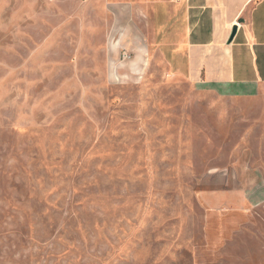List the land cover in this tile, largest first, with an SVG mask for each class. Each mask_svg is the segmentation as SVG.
<instances>
[{
    "label": "rangeland",
    "instance_id": "374dc122",
    "mask_svg": "<svg viewBox=\"0 0 264 264\" xmlns=\"http://www.w3.org/2000/svg\"><path fill=\"white\" fill-rule=\"evenodd\" d=\"M110 25L0 0V264H264V89L219 97Z\"/></svg>",
    "mask_w": 264,
    "mask_h": 264
},
{
    "label": "crops",
    "instance_id": "0c3cea01",
    "mask_svg": "<svg viewBox=\"0 0 264 264\" xmlns=\"http://www.w3.org/2000/svg\"><path fill=\"white\" fill-rule=\"evenodd\" d=\"M94 1L110 12L108 35L115 38L114 49L130 39L127 47L144 53L151 31L163 39L179 72L194 85L225 99L242 100L255 98L264 89V0ZM150 10L155 12L153 19ZM163 45L158 46L160 52ZM228 176L232 198L240 199L246 189L238 173ZM239 203V208L245 204L241 199Z\"/></svg>",
    "mask_w": 264,
    "mask_h": 264
},
{
    "label": "water",
    "instance_id": "95a60500",
    "mask_svg": "<svg viewBox=\"0 0 264 264\" xmlns=\"http://www.w3.org/2000/svg\"><path fill=\"white\" fill-rule=\"evenodd\" d=\"M237 32V27H233V30H232V34H231V37H230V41L234 38L235 34Z\"/></svg>",
    "mask_w": 264,
    "mask_h": 264
}]
</instances>
